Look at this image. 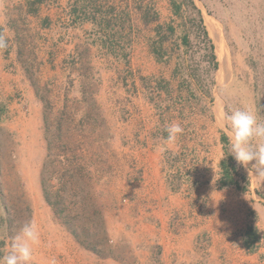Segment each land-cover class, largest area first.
Wrapping results in <instances>:
<instances>
[{
  "label": "rangeland",
  "instance_id": "obj_1",
  "mask_svg": "<svg viewBox=\"0 0 264 264\" xmlns=\"http://www.w3.org/2000/svg\"><path fill=\"white\" fill-rule=\"evenodd\" d=\"M69 2L84 25L85 43L115 55L127 69L108 87L101 70L95 73L87 62L76 82L45 79L30 33L21 30L15 50L35 94L32 100L24 91L0 94V257L22 226L35 220L41 240L32 264H63L69 256L57 253L75 241L82 247L80 264H117L122 245L113 240L123 234L117 218L127 199L125 172L137 166L129 151L153 144L166 158L169 179L186 173L189 182L197 167L196 147L192 156L168 147L170 123L188 121L191 140L204 135L205 120L216 124L223 151L217 185L225 162L232 186L248 188V171L230 154L219 119L253 105L264 120V0ZM138 39L161 73L130 76ZM137 87L162 121L139 133L148 142H122L123 88Z\"/></svg>",
  "mask_w": 264,
  "mask_h": 264
},
{
  "label": "crops",
  "instance_id": "obj_2",
  "mask_svg": "<svg viewBox=\"0 0 264 264\" xmlns=\"http://www.w3.org/2000/svg\"><path fill=\"white\" fill-rule=\"evenodd\" d=\"M69 1L0 0V35L8 38V47L0 49V94L11 96L24 91L30 100L35 94L15 50L16 38L24 29L30 33L39 64L44 66L45 79L62 82L68 78L76 82L83 77L82 64L87 62L95 73L101 70L108 87L127 69L115 55L85 43L84 25L75 17ZM140 41L132 46L130 58V76L135 79L138 75L161 73V66L155 65ZM132 89L123 88L126 98L118 123L124 129L121 141L133 143L137 139L144 143L145 138L148 142L150 137L139 133L144 129L151 131L162 121L161 115L144 100L140 87L137 91ZM179 123L184 131L166 143L175 153L191 156L196 147L198 162L195 170L191 168V181L186 173L178 174V179L170 174L169 179L166 158L153 144L137 152L129 151V159L137 166L125 172L127 199L117 218L123 234H115L113 240L122 245L117 264H264V237L260 234L264 232V197L257 192L260 185L264 190V182L259 184L250 177L248 188L218 186V164L223 151L217 125L205 120L201 132L204 135L191 140L188 121ZM212 199L221 201L216 205ZM81 248L75 241L57 255L69 256L66 260L64 257L63 264H80Z\"/></svg>",
  "mask_w": 264,
  "mask_h": 264
},
{
  "label": "clouds",
  "instance_id": "obj_3",
  "mask_svg": "<svg viewBox=\"0 0 264 264\" xmlns=\"http://www.w3.org/2000/svg\"><path fill=\"white\" fill-rule=\"evenodd\" d=\"M7 47L8 38L0 35V49ZM219 124L229 138L230 154L236 160L237 166L245 168L249 178L254 176L257 181L264 182V120L258 118L255 107L245 105L232 109L229 113L221 115ZM166 131L168 140L174 141L184 129L179 122L174 121L167 126ZM215 178L216 171L213 185ZM212 200L216 205L221 201ZM40 240L41 234L36 221L25 223L11 238L8 251L0 257V264H32L34 246L38 245Z\"/></svg>",
  "mask_w": 264,
  "mask_h": 264
},
{
  "label": "trees",
  "instance_id": "obj_4",
  "mask_svg": "<svg viewBox=\"0 0 264 264\" xmlns=\"http://www.w3.org/2000/svg\"><path fill=\"white\" fill-rule=\"evenodd\" d=\"M222 165H223V172H222L223 178H221L220 180V186L224 187V186L232 185L235 182L233 174L229 169V167L227 166V164H225V162H223ZM252 238L254 239V236Z\"/></svg>",
  "mask_w": 264,
  "mask_h": 264
}]
</instances>
